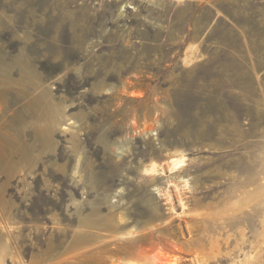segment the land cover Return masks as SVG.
Listing matches in <instances>:
<instances>
[{"label": "rangeland", "instance_id": "1", "mask_svg": "<svg viewBox=\"0 0 264 264\" xmlns=\"http://www.w3.org/2000/svg\"><path fill=\"white\" fill-rule=\"evenodd\" d=\"M0 144V264H69L78 217L188 240L198 207L207 264H264V0H0ZM175 147L184 207L139 171Z\"/></svg>", "mask_w": 264, "mask_h": 264}, {"label": "bare ground", "instance_id": "2", "mask_svg": "<svg viewBox=\"0 0 264 264\" xmlns=\"http://www.w3.org/2000/svg\"><path fill=\"white\" fill-rule=\"evenodd\" d=\"M58 128L61 129L63 133L67 131L66 125L58 124ZM152 131L153 129L149 126H145L142 129L143 133H151ZM1 149L0 146V150ZM166 152L167 157L162 165L152 162L139 170L140 175L143 177L146 189H154L157 188L158 182L164 181V175L168 173L166 184L169 188H173L175 198L182 207H184L186 203L184 192L188 189L190 178L188 172L196 169V167L193 166V161L186 160L184 154L176 147L172 151L167 149ZM78 155L73 177L75 178V184L82 185L81 189L85 191L86 185L93 186L94 181L91 179L86 180L79 171L81 159ZM191 193L194 194V192ZM164 194L165 201L171 205L172 195L169 191H167V194ZM254 214L261 216L262 208L259 207V210H255ZM210 219L215 221V218H211V214H208L201 207H198L195 213L189 216L184 222L189 238L188 240L182 237V233L180 237L165 233L155 240L153 236L148 237L147 235H140L136 225H127L125 215L122 212L114 213L107 221H100L101 225H99L94 218L78 217V230L72 236L68 248L77 249L79 252L78 254H73V256L66 259V261L69 262V264H171L173 262H168L165 258V252L177 251L192 257L188 259V261L191 260V264H207L211 259L216 258V254H220L219 242L215 237L209 238L206 243H203L201 239H194L195 234L193 229L199 231L198 223L211 221ZM230 224L232 225L233 223L229 222V225ZM53 227H55L58 232L63 231L62 228L58 226L53 225ZM200 230L202 229L200 228ZM260 230L256 243L257 254H261L263 249V221H260ZM238 233L240 237L244 238V231ZM118 238L125 242L120 245ZM225 240L227 241V239ZM94 241L97 243L96 245L93 243ZM225 244L228 245L229 242L227 241ZM234 249H236V247L230 249L226 254H234Z\"/></svg>", "mask_w": 264, "mask_h": 264}]
</instances>
